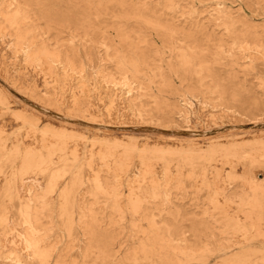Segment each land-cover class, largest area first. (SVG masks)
<instances>
[{
	"label": "rangeland",
	"instance_id": "obj_1",
	"mask_svg": "<svg viewBox=\"0 0 264 264\" xmlns=\"http://www.w3.org/2000/svg\"><path fill=\"white\" fill-rule=\"evenodd\" d=\"M176 1L174 11L164 8L162 13L175 17L177 24L183 23L185 26L207 22L222 37L221 41L213 42L197 34L186 42L193 47H201L209 64L205 65L206 70L200 65H191L186 70L181 69V65H168L172 58L169 53L165 55L166 58H161L166 50L157 33L137 21H131L128 25L123 23L124 27L142 31L141 36L130 33L129 44L139 45L142 49L151 48L153 65H137L138 72L132 65H114L113 58L106 57V45L110 47L111 54L121 48L127 49L116 32V20L113 17L107 18V23L96 20L95 7L87 9L84 3L78 4L80 14L74 20L60 24L44 20L31 12L29 24L35 30L34 42L45 43L51 51L70 57L74 65H29L24 53H16L13 47L14 31L0 19V99L7 103V106L0 103V141L5 143L8 152L19 148L22 152L45 153L43 145L50 148L60 145L59 140L51 135L45 137L43 133L29 128L24 119L30 122L38 120L42 129L52 133L65 132L79 137L78 144L71 143L69 147L80 151L82 163L75 171L81 173L82 180H76L74 171L61 177V185L48 196L50 203H53V212L41 221L40 235L47 240L45 249L51 255L48 264H85L80 253L90 239L89 230L80 220L78 205L81 204V207H85L83 216L87 225L96 221L101 230L114 238L111 248L119 259L140 250L144 233L149 231L145 218L151 215L159 223L167 222L185 230V234L176 237L171 245L175 251L184 252L179 258L178 255L172 256L176 264H185V260L181 259L183 256L195 258L188 264L263 262L264 186L257 187L248 181L250 176H254L259 185L264 184L261 167L247 164L243 167L235 159L223 156L211 165L204 164L202 174L200 171L194 174L191 168L181 166L179 156L175 154L170 160L169 171L164 162L154 161L149 179L143 181L144 168L140 165L138 154L132 156L129 171L119 173V177L116 175L118 178L107 168L98 170L101 167L99 163L91 165L84 159L90 155L89 143L98 137H107L106 140L133 138L140 145L146 141L149 144L164 141L169 144L160 147L169 151L178 148L173 142L178 143L179 140L196 139L202 145L230 141L225 148L244 143L249 148L264 141V0ZM219 3L231 8L235 15L244 16L254 26L256 37L235 46L225 26L220 21H214L216 10L221 8ZM9 4L10 0H0V14L10 11L12 7ZM112 10L114 15L120 13L117 7ZM89 13L93 14L92 20L90 17L87 20L84 18ZM209 20L212 21L210 24ZM237 28L242 29L241 26ZM216 59L219 64H216ZM122 85L123 88L132 89L133 95L125 104L122 101L125 96L122 97L118 90ZM189 104L192 107H188ZM241 139L245 140L244 143L235 142ZM18 164L13 170L17 174L21 170ZM57 166L53 171L44 170L38 175L25 176L26 182H18L19 186H23L22 191L27 186L32 192L26 193L24 189L25 193L20 195L25 194L23 197L26 200L30 198L33 204L40 206L37 200H42L46 195L49 178L55 175L53 172L63 171ZM97 175L101 176L106 191L115 194L110 199L99 196L98 201L88 194ZM33 180L34 183L38 180L37 183L43 188L32 183ZM0 182L1 197L4 176L0 177ZM153 182L160 185L165 199L169 197L166 200L168 203L164 205L162 199H145L142 196L143 208L140 214L135 215L131 205L137 200L135 194L138 188L152 186ZM64 190L72 195L74 217L78 223H75L77 226L72 238L63 228L59 214L62 202L60 194ZM78 195L85 198L81 200ZM114 200L119 205V212H114L111 207ZM213 200L225 205V216L237 220L245 228L238 233L225 234L221 224L222 214L211 204ZM17 207L18 203H15L12 208L15 215L10 221L9 249H2L4 256L10 255L11 248L15 249L14 243L20 238L18 231H23L18 223ZM177 214L179 216L176 218ZM198 225L206 228L197 233L194 229ZM14 236L16 240H11ZM18 246L21 254L25 255L22 251L24 246L21 248L19 243ZM218 247L229 250L217 252ZM207 256L209 260H204ZM0 264H9V260L0 259Z\"/></svg>",
	"mask_w": 264,
	"mask_h": 264
},
{
	"label": "bare ground",
	"instance_id": "obj_2",
	"mask_svg": "<svg viewBox=\"0 0 264 264\" xmlns=\"http://www.w3.org/2000/svg\"><path fill=\"white\" fill-rule=\"evenodd\" d=\"M80 3H84V5H86L85 8L87 9H94L93 7H95L96 20L98 21L107 23V18H115V23L117 24L116 32L119 34L122 43L126 45L127 49L121 48L119 50L113 51V54H111L109 51L110 47L106 45V57L113 58L112 61L114 65H132L135 67L136 72H138L136 68L138 67L137 65H153L154 62L151 56L152 49H142V47L139 45L129 44V34L133 33L135 35L141 36L142 31H136L135 29L124 27L123 23L128 25L131 21H137L156 32L157 36L161 39L163 49L166 50L163 52V54H161V58H166L165 55L169 53L172 59L169 61L168 65H181V69L184 68L185 70L190 68L191 65H200V68L206 70L205 65H209L200 46L193 47L192 45L186 43L190 42V38L194 39L197 34H201L213 42H218L222 39L220 34L215 32V29L212 30V25L206 24L207 22H195L190 26H185L183 23L177 24L178 22H176L177 19L175 17H170L163 14L162 10L164 8L174 11L177 5L176 0H10L9 5L12 8L7 13H1L0 19H2L8 28L14 31L15 43L13 47H15L16 53L19 51L24 53V56L28 59V62H30L29 65H74V62L70 59V57L63 56L61 52L51 51L47 44L35 43V30L32 26H30L29 20L31 18V12H35L37 17H41L42 19L49 22L52 21V23L60 24L67 20H74L75 16L80 14V7H78V4ZM164 3H166V6H164ZM219 6H221V8L216 10L215 15L217 17L214 18V21H220L225 26L226 30L230 34V37L234 40L235 46L248 41L251 39V37H256L254 26H251L244 16L241 14L239 16L235 15L233 10L225 6L223 3H219ZM116 7L120 12L118 15H114V11L112 10L113 8L116 9ZM4 8L2 10H4ZM85 17L86 20L87 17H90L92 20L93 14L89 13L85 15L84 18ZM211 22L212 21L209 20V24ZM239 26H241V30L237 28ZM246 28L250 29L246 30ZM7 48L9 47L7 46ZM219 48H221V46ZM17 57L18 56H16V58ZM216 64H219L217 59ZM36 69L39 71L38 67ZM45 70H42V72ZM103 86L105 88L107 87L105 84ZM122 88L118 90L121 91L122 97L125 96L122 100L125 104V102H127L126 100L133 96L132 89H129L128 87V89L126 87L123 89ZM106 89L103 88V90ZM115 97L117 98V95ZM118 98L120 97L118 96ZM0 103L4 106H7V103L2 102L1 99ZM188 107H192V105L189 104ZM190 109L192 112V108ZM27 111L29 110H26V112ZM23 121L35 132L38 131L43 133V136L45 137L47 135H51L52 137L56 138L59 140L60 145L53 148L43 145L42 148L43 150H46L45 153L43 151L22 152L19 148H17L15 151L8 152L5 143L0 141V177L4 176V186L0 197V259L3 261L4 259L9 260V264H48V260L51 255L49 251L45 249L47 240L40 235L41 221L47 217V214L53 212V203H50L48 196L53 194L59 185H61V177L67 173H70V171H74L73 174L76 176V180L78 182L82 180L81 173L75 171L78 164L82 163V158L79 155L80 151L78 152L76 148V150H71L72 147H69L71 143L78 144L77 140L79 137L73 136L72 134H67L65 132L52 133L45 128L42 129V124H39L38 120L30 122L24 119ZM42 122L43 121H41V123ZM106 138L98 137L97 139L92 140L91 143H89L90 155L89 157L86 156L84 159L89 161V164L91 165L95 164L96 162L99 163L101 167H99L98 170L101 168H107L108 171L110 170L115 174V176L117 175L118 177L119 173L126 174L129 171L132 156L134 154H138L140 165L142 169L144 168V175L142 176L143 181L149 179L154 161L164 162L166 168L168 169L167 171H169V165L171 164L170 160L175 154L179 156V163L181 166H187L191 168L194 171V174L198 173L199 171L200 174H202L203 172L201 167H203L204 164L211 165L215 162V160L218 159V157L223 156L227 158L230 157V159H235L237 164H240L243 167L246 164L252 167L259 166L264 171V141L258 142L257 144H254L248 148L245 146V140L241 139L235 142H242L244 144H231L233 146L230 148H225V146H228L229 143H231L230 141H214L202 145L198 143V140L196 139L186 141L179 140L178 143L173 142V144L178 148L175 151H169L165 147H160L161 145L169 144L164 141H158L153 144H149L146 141L140 145L138 140L133 138H114L113 140H106ZM201 140L199 139L200 142ZM249 149L251 150L248 151ZM96 155H98V157H96ZM18 163L21 165L19 174H17L18 172L15 173V171H13L14 166ZM20 165L18 164V168ZM55 166L61 167L63 171L56 173L53 172L55 175H52L49 178L46 195L41 198L42 200H37V204L40 206L33 204V201L30 198L26 200V198L23 197L25 194H23V196L20 195V193L25 191L24 189H26V193L27 191H29V193L32 192L30 188H26L27 186L24 187L23 191V186H19L18 182H26L24 181L25 176H29L31 174L38 175L39 172L44 170L53 171L56 169ZM136 169L139 170L137 167ZM98 170L96 171L99 172ZM139 173H141V171ZM138 177L140 176L138 175ZM93 180L94 184L91 188L92 191H88L90 196L99 201V196H104L107 197V199H110V197L115 195L109 193V191H106V188L101 181L100 175H97V177ZM156 180L159 179L157 178ZM34 181L35 180L31 182L34 183ZM248 181L257 187L264 186V184L259 185L257 178L254 176H250ZM37 182L38 180L34 184ZM37 184L40 185L39 183ZM41 186L42 185H40V187ZM132 186L133 185H131V187ZM40 187L38 189H40ZM41 188H43V186ZM83 192L85 191L83 190ZM78 196L80 197L82 195ZM135 196L137 197V200L133 201L131 205V211L135 215L141 213V209L143 208L141 200L143 197H145V199L146 197H150L153 200L162 199L164 205L168 203L166 200L169 198L167 197V199H165L166 197H163L161 187L156 182H153L152 186H140ZM71 197L72 195L65 190L60 194V198L62 200L61 209L59 212L60 219L62 221L63 228L68 233L69 238L74 237V231L77 226L75 225L76 221L74 217V200L73 198L71 199ZM80 198L82 200L85 197L83 195V198ZM81 200L80 203L82 202ZM11 203L13 204L12 207L10 206ZM15 203H18L16 214L19 226L23 227V231L25 232L20 231L22 229L18 231L17 236L20 238L17 240V242L14 241L15 249L13 250V248H11L10 255L4 256L2 249L6 248L7 244H9L8 242H10L8 241V236L11 235L10 221L15 215L12 210ZM111 203V207L115 210L114 212H119V205L117 201L114 200ZM211 204L214 206L216 211L222 214L221 218L223 223L221 224L223 225V232L225 234L238 233L240 229L245 228L244 225L239 224L237 220L225 216V205H220L216 203L215 200H213ZM82 205L83 204L78 205L79 210L81 211L80 220L85 224L84 228L89 230L90 239L89 244L80 253L81 256L84 257L85 264H176L172 256L178 255L179 258L180 254H184L183 251H175V249H172L171 245L176 241V237H181L183 234H185V230H183L181 227H173L167 222L159 223L154 220L151 215H149L145 218V220H147L149 223V231L148 233H144L143 239L140 242V250L131 252L127 258L119 259L115 250L111 248V246H113L114 238L110 234L101 230L99 224L96 221L90 226L87 225V223L84 221L85 217L83 216V208L84 212L86 211L84 206L81 207ZM69 206H71V208H69ZM84 214L86 215V213ZM177 216H179V214H177L175 217L177 218ZM134 227L136 228L137 225L134 224ZM205 228L206 227L203 225H198L194 230L198 233L200 229L203 230ZM16 230L18 229L16 228ZM14 238L15 236L11 240H16ZM18 243L21 245V248L24 246L22 251L25 252V255L21 254V249L17 248ZM223 250L226 251L229 250V248L222 249L218 247L216 249L217 252ZM208 257L209 256L204 257V260H209ZM181 259H183V261L185 260V264H188L195 258L183 256ZM90 260H92V263ZM262 261L263 262L261 264H264V257L262 258ZM247 262H249V260ZM253 263L254 262L251 260L250 264ZM178 264L184 263L179 262Z\"/></svg>",
	"mask_w": 264,
	"mask_h": 264
}]
</instances>
